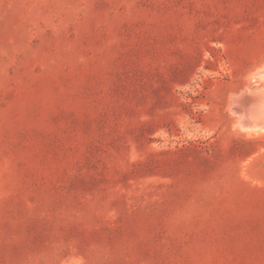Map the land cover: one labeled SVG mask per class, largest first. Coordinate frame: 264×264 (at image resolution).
Returning a JSON list of instances; mask_svg holds the SVG:
<instances>
[{"label": "rangeland", "instance_id": "1", "mask_svg": "<svg viewBox=\"0 0 264 264\" xmlns=\"http://www.w3.org/2000/svg\"><path fill=\"white\" fill-rule=\"evenodd\" d=\"M263 70L264 0H0V264H264Z\"/></svg>", "mask_w": 264, "mask_h": 264}, {"label": "bare ground", "instance_id": "2", "mask_svg": "<svg viewBox=\"0 0 264 264\" xmlns=\"http://www.w3.org/2000/svg\"><path fill=\"white\" fill-rule=\"evenodd\" d=\"M256 75V74H255ZM254 77V76H253ZM256 78H257V82L254 84V86L252 87V85H253V83H251V87H250V93L252 94V95H255L253 98H251L252 99V104H251V109H250V111H251V114H252V116L255 118H259V119H261V120H263L264 121V70L262 71V72H260V73H258L256 76H255ZM254 77V78H255ZM253 78V79H254ZM249 80V79H248ZM251 81V80H250ZM252 82V81H251ZM251 96V95H250ZM242 97H243V95H242ZM248 97V96H247ZM245 100H246V98H245ZM241 101V100H240ZM237 109V108H236ZM239 111V110H238ZM243 111V110H242ZM247 113V112H246ZM246 113H245V115H246ZM243 114V113H242ZM249 114V113H248ZM251 114H249V115H251ZM251 116V117H252ZM252 117V118H253ZM244 118V117H243ZM243 120V119H242ZM252 120L253 119H251V121L249 122L250 123V125L249 126H251V128H254V127H252ZM255 120H258V119H255ZM254 120V121H255ZM246 122H247V120H245ZM244 121V122H245ZM259 121V120H258ZM257 122V121H256ZM252 123V124H251ZM258 123H260V122H258ZM258 123H257V126H259L258 125ZM264 123V122H263ZM248 126V125H247ZM256 126V127H257ZM261 127H263V125L261 126ZM260 127V128H261ZM250 129V128H249ZM256 130H257V128H255ZM251 130V129H250ZM259 130H261V129H258L256 132H258ZM263 130V129H262ZM263 132H264V130H263Z\"/></svg>", "mask_w": 264, "mask_h": 264}]
</instances>
